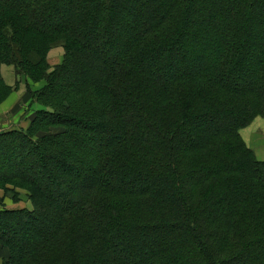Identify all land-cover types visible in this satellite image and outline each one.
I'll return each mask as SVG.
<instances>
[{
	"label": "trees",
	"instance_id": "obj_1",
	"mask_svg": "<svg viewBox=\"0 0 264 264\" xmlns=\"http://www.w3.org/2000/svg\"><path fill=\"white\" fill-rule=\"evenodd\" d=\"M89 1L88 9H75L60 0H0V67L12 64L16 75L43 81L31 94L44 106L34 111L27 133L0 130V148L9 147L8 140L19 142L27 155L52 159L57 171L68 173L57 155L58 141L76 138L80 125L97 135L101 161L86 169L91 176L98 173V179L86 185L79 200L59 209L60 199L48 197L25 168L0 174L1 189L8 190L7 184L24 188L31 202L30 208L0 209V243L10 249L3 264H237L241 259L264 264V159H257L239 134L253 118L264 117V32L252 36L253 28L264 23V0H154V20L135 15L137 27L124 58L98 67L85 88L82 82L70 83L69 91L61 93L71 72L85 73V67L89 77L83 55L96 44L87 41L92 36L85 28L95 34L101 23L113 27L114 8H133L131 0ZM196 2L206 3L208 10L189 18ZM59 13L61 25L47 24ZM111 27L103 48L116 53L110 47L115 45ZM57 43L64 46V57L50 68L46 55ZM211 46L210 61L199 71L197 63ZM133 48L146 51L139 62L129 54ZM177 49L194 58L197 71L156 85L147 67L159 56L170 59ZM224 71L241 83L226 86ZM9 87L0 71V103ZM115 114L128 116L136 134L110 131ZM210 115L228 124L201 129ZM87 117L101 120L88 123ZM53 125L65 130L51 133ZM137 174L143 176L142 185L131 178ZM45 211L54 216L49 231L27 242L14 240L11 220L34 228ZM103 226L108 231L117 227L114 241L122 252L117 254L100 232ZM150 237L158 239L149 247ZM148 247L156 251L147 256L143 250Z\"/></svg>",
	"mask_w": 264,
	"mask_h": 264
},
{
	"label": "rangeland",
	"instance_id": "obj_2",
	"mask_svg": "<svg viewBox=\"0 0 264 264\" xmlns=\"http://www.w3.org/2000/svg\"><path fill=\"white\" fill-rule=\"evenodd\" d=\"M81 2V3H79ZM108 2V0H106ZM151 2H154V0H131L128 3L130 6H133V8H129L130 11H128L125 8H114V16H113V27L110 25H104L100 24L99 28L97 27L96 33H91V28L86 27L85 30L90 32L92 36V40L89 38L87 41H90L92 44V41L95 42L96 47L92 49L91 51L86 50V54L83 55L84 59L86 60L89 72V77L87 76V70L81 71L78 73L71 72L68 76H66V81L63 86H60V92H68L69 91V85H74L77 83H84V88L89 84L93 83L92 75L96 70L103 66V64H110L113 65L115 61H120L124 58L127 52L128 47V38L132 31H134L137 27L136 23L134 22L135 15H140L141 17L148 16V19L154 20V11L153 6L150 5ZM262 2V1H261ZM109 3V2H108ZM60 4L63 6H68L70 8H85L87 5L90 6L89 0H60ZM233 3L229 4L231 5V8L233 7ZM53 5V2L50 4L49 8ZM88 6L86 9H88ZM236 7V5L234 6ZM47 8V9H49ZM204 8V9H203ZM45 9V10H47ZM208 10L206 3L196 2L194 5V8L191 11V14H189V18H194V15L199 17H202L200 14H204V11ZM106 13H109L108 10H106ZM156 13H159L157 11ZM62 13L58 14L57 19H53L51 23L47 22V24L51 26H58L61 25L62 22L59 21V18H63ZM107 21L109 16L106 18ZM89 21H91V17H89ZM211 24H214L213 20L209 21ZM190 23L192 25H195V21L191 19ZM65 24V23H64ZM258 27L253 28L255 30L254 34L252 36H258L264 32V23H261L260 25H257ZM109 27L111 30L113 45L110 44V47L112 50H114L116 53H107L104 48L103 44L104 41L107 39V36L109 34ZM84 31V32H86ZM87 35V33H86ZM85 33L83 34V37L86 36ZM96 35V36H95ZM91 38V37H90ZM127 42V43H126ZM117 43V45H116ZM118 44L121 46L119 47ZM123 44V45H122ZM191 46L199 47V45L196 43L193 44V42L188 43ZM127 46V47H126ZM210 47L204 53L203 60L197 63V66L203 71L205 69L203 66L204 64H207L210 59L209 56L213 52L212 48ZM124 49V50H123ZM136 49V48H135ZM133 48L129 50V54L136 57V60L139 62V59L143 56V53L146 54V51L141 52L136 49V51ZM260 50V49H259ZM93 55V58L89 55ZM65 49L64 46L61 45V43H57L56 45H53L49 48L47 55H46V61L50 68H53V66L59 64L63 57H64ZM115 54L114 60H111V57H113ZM128 54V53H127ZM192 60L194 61V58L191 55H188L187 52L175 50L174 55L170 57V59L167 57V54L163 56H159L158 58L153 60L152 66L148 69V75L152 76V79L154 80V83L156 85L160 86H166L167 84H170L173 78H185L192 75V72L197 71V68L195 69L194 63H192ZM170 61V63H169ZM172 61V62H171ZM174 61V63H173ZM99 63V65L97 64ZM3 69L4 71L11 70L14 80L12 84H9L5 82L8 86H10V90L14 91L15 98L14 101L10 104L11 108L7 110V113L0 114V129L5 127H8V129L12 130L15 129L16 131L20 130L25 133H27V128L30 125L31 118L34 117V111L39 108H44L43 105H40L38 103L33 102V96L31 94V90L39 89L41 85L43 84V81H40L39 83L32 82L29 80L26 76H24L22 73H19V75L15 74V69L12 64H6L3 63ZM214 65V63H213ZM249 65V63H248ZM99 67V68H98ZM81 68V67H80ZM9 70V71H10ZM191 73V75H190ZM201 73V72H200ZM83 76L81 77V75ZM248 78H250L249 75H247ZM221 81L228 86L230 84V81H233L232 84L238 83L239 85L241 82L239 79H236L235 77L231 78V75H228L227 72L224 71V73L221 75ZM236 85V86H237ZM8 95H10L12 93ZM93 91L88 95V98H85L84 101L86 103H89V98L92 96ZM8 97V96H7ZM5 100V99H4ZM4 100L2 102H4ZM13 98L11 97L7 102H11ZM1 102V103H2ZM104 105L100 106L99 109H102ZM225 112V111H224ZM228 112V111H227ZM225 112V114H228ZM230 112V111H229ZM117 117V118H115ZM115 118V119H114ZM86 122L90 123L93 122H99L101 119L99 117L86 118ZM112 119L114 120L109 126L110 131L112 132H120L123 129L127 131L130 135H132L133 130H131L132 121L128 116H116L112 115ZM111 119V120H112ZM201 129H207V128H219L226 126L228 123L225 122L224 119H214L210 116H206L201 121ZM232 123V122H231ZM94 124V123H93ZM22 125H25L26 127H22ZM51 133H60L65 130L63 125H53L49 126ZM48 127V128H49ZM80 131L79 134L76 136V138H63L59 142L60 148L57 150L58 158L61 159L66 164V171L68 173H61L57 171L56 169V163L52 159H42L43 161H37L33 155H27L23 146L19 142H9V147H1L0 148V174L4 173H10L15 171H20L21 167L25 168V173L32 174L38 184L39 187L46 193L48 197H57L60 199L59 206H56L57 209L66 206L69 202H75L80 199V197L83 195L82 193L85 192V187L93 180L98 179V173L97 177L96 175L91 176L86 172V169L90 168H96L98 166L99 161L98 155L100 154L99 145L100 142L98 141L97 135L93 134L90 130L83 129L80 125H78ZM8 131V130H5ZM13 131V130H12ZM188 132V131H186ZM136 134V133H135ZM188 134V133H187ZM200 134L202 136L208 135L207 132L200 131ZM239 134L245 143L246 147L251 149L256 156L257 159L263 160L264 159V117L262 116H256L253 118V120L246 126L239 129ZM96 136V137H95ZM186 137H191L190 135H187ZM6 142V141H5ZM62 144V145H61ZM3 145V144H2ZM98 148V149H97ZM97 149V151H96ZM95 151V152H93ZM93 152V153H91ZM80 168V169H79ZM105 169H108V167H105ZM79 170L85 171V173H80ZM102 170L98 171L99 173ZM71 174L75 175V177H72ZM70 175V176H69ZM102 175V172L100 173ZM60 178V179H59ZM134 179V182L138 185H142L143 183V176L142 175H133L131 177ZM261 178H264V174H261ZM90 179V180H87ZM8 185V190L1 189V192L3 193V197L0 199V209H20V208H30L31 202L28 198V194L24 188L13 186L10 184ZM14 185V184H13ZM15 187V188H14ZM78 190V193H73L72 190ZM65 191L66 194L63 192ZM63 192V193H62ZM42 209V208H41ZM54 208V210H57ZM43 210V209H42ZM54 223V216L52 212L45 211L44 220L43 221H36V224L34 228H26L24 227L19 221L11 220L10 221V227L14 232V240L19 242L20 240L30 241L34 238V235L37 233H45L49 231L50 228H52ZM100 232L102 234H106L108 241H110L112 244L116 246L117 254L122 249L120 246H118L116 241H114V232L117 230V227L111 228V231H108L105 226L100 228ZM122 229V228H121ZM38 230L40 232H38ZM123 230V229H122ZM125 230L121 233V235H124ZM125 236V235H124ZM153 238L152 240H149V247L150 245H154L157 242L158 238ZM147 248L144 249L143 252L145 255H150L151 253H154L156 251V248ZM9 247L6 244L0 243V264H3V261L6 259V257L9 254ZM122 252V251H121ZM122 259L125 258V261H127L129 258L128 255L121 254ZM150 258V256H149ZM150 260V259H149ZM237 263V262H236ZM237 264H244V260L241 259V261H238Z\"/></svg>",
	"mask_w": 264,
	"mask_h": 264
},
{
	"label": "crops",
	"instance_id": "obj_3",
	"mask_svg": "<svg viewBox=\"0 0 264 264\" xmlns=\"http://www.w3.org/2000/svg\"><path fill=\"white\" fill-rule=\"evenodd\" d=\"M3 68H4L3 65H1L0 71H1V75L4 79V81L9 83V84H12L13 80H14V78H13L14 75H12V72L10 69H9L10 71L9 70L4 71L5 69H3ZM11 97L13 98V100L11 102H7ZM14 98H15V93H14V91H12V93L10 95H8V97L4 100V102L0 103V114H3V112H4V114L7 113V110H9L11 108L10 104L14 101ZM22 127H26V126L22 125ZM5 128L8 129V127H5ZM0 130H4V128H2ZM2 192L0 190V199H1V197H3Z\"/></svg>",
	"mask_w": 264,
	"mask_h": 264
}]
</instances>
